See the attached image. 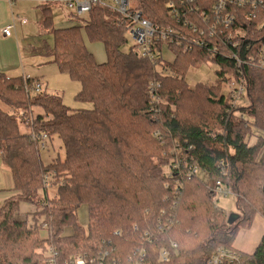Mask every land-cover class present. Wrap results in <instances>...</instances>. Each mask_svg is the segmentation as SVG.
Masks as SVG:
<instances>
[{
  "label": "trees",
  "instance_id": "1",
  "mask_svg": "<svg viewBox=\"0 0 264 264\" xmlns=\"http://www.w3.org/2000/svg\"><path fill=\"white\" fill-rule=\"evenodd\" d=\"M134 2L144 18L164 22L162 0ZM39 8L40 29L53 36V46L39 42L35 51L80 84L76 99L92 109L71 110L57 95L33 94L37 80L0 72V104L7 109L0 108V158L13 181L10 198L0 204V264H44L48 246L58 264L73 255L97 258L100 251L127 264L141 250L148 264H208L219 249L236 255L222 264H264V236L252 254L232 246L241 226L256 214L264 218V73L197 49L175 51L173 62L158 71L132 47L123 49L125 29L112 12L95 6L85 18L69 17L67 26L55 28L52 6ZM85 39L101 44L104 62L96 61ZM207 62L217 67L215 80L189 87L187 72ZM237 70L246 94L233 107L224 86ZM32 107L43 114L32 117ZM25 119L35 133L56 137L63 157L44 166L40 148L20 131ZM195 167L235 196L238 218L231 224L207 183L187 174ZM45 175L55 187L53 199L30 224L20 221V204L47 195ZM82 205L86 229L76 217ZM42 230L46 238L39 237ZM162 250L170 252L166 262Z\"/></svg>",
  "mask_w": 264,
  "mask_h": 264
},
{
  "label": "built area",
  "instance_id": "2",
  "mask_svg": "<svg viewBox=\"0 0 264 264\" xmlns=\"http://www.w3.org/2000/svg\"><path fill=\"white\" fill-rule=\"evenodd\" d=\"M4 1V0H0ZM9 5L18 0H5ZM36 2L40 6L50 5L63 8L68 17H86L90 11L99 6L115 14L120 24L124 26L125 34L132 41V48L143 60L151 62L160 69V64L173 62L175 51L191 53L194 50H202L212 58L225 59L233 62L237 68L241 66L252 67L264 73V0H162L164 10L162 14L164 22H152L143 17L142 8L135 5L134 0H26ZM246 12H241L245 10ZM27 25L24 18H16L0 29L2 38L10 37L16 25ZM248 24H253L249 29ZM259 34V35H258ZM257 41L259 49L257 55L251 53ZM244 51L245 55L242 57ZM234 79L229 77L224 86V93L233 107L244 98L246 89L245 82L240 74ZM31 92H42V86L35 82ZM244 120L242 115H239ZM24 124L28 128L29 137L40 149L45 148L48 137L44 133H35L31 119H25ZM246 125V123H245ZM180 162L175 161L172 169L178 170ZM198 168H193L187 173L190 176L198 175ZM171 176V175H170ZM199 176V175H198ZM43 190L47 195L42 196L34 207H45L50 201L52 189L50 177H43ZM207 188L213 193L212 202L215 204L219 198L225 197L231 191L224 188L219 181H208ZM233 194V193H232ZM216 205V204H215ZM117 234V233H116ZM175 249V244L171 245ZM47 257L44 264H58L57 252L47 248ZM169 250H162L159 258L166 262L169 258ZM107 252H98L97 258L83 255H73L63 264H117L113 259H107ZM236 255L228 250L219 249L209 259L208 264H222L232 262ZM106 260V262H105ZM127 264L145 263V252L141 250L134 259L128 257Z\"/></svg>",
  "mask_w": 264,
  "mask_h": 264
},
{
  "label": "rangeland",
  "instance_id": "3",
  "mask_svg": "<svg viewBox=\"0 0 264 264\" xmlns=\"http://www.w3.org/2000/svg\"><path fill=\"white\" fill-rule=\"evenodd\" d=\"M2 3H5L6 6L10 8L7 1L4 0ZM19 5L25 13V17L22 18L26 19L29 25L23 27L22 29L19 28V32L17 33V36H15L16 38H14V36L12 37L14 47L16 48L15 52L17 54V57L15 56V58L19 60L18 55L20 54H18L17 48L19 49L20 46L19 50L22 56L21 62L29 67L31 78H37V80H39V82L41 83L40 85L42 86V90L44 86L46 87V94L59 96L62 99L64 106L70 108L71 110H91L92 107L89 103L80 101L78 102L76 99V96L79 94L78 92L80 90L79 83H76L75 81L70 79L67 74L59 72L57 66L52 63L51 57L40 55L35 51H30L32 43L34 42H44L47 47L52 48L53 36H51L50 34H41L40 31V35L37 33L38 29L36 24L38 25L39 23H41L42 15L40 8L39 6H37L36 2L29 3L25 2L24 0H19L15 4L13 9L17 11L16 7H19ZM66 13L67 12L63 8L52 7L51 16L55 28H62V26H67V24H69L70 18ZM6 16L8 17V12L6 13ZM70 23L73 22L70 21ZM2 28L3 27H1L0 29ZM16 39L18 43L16 42ZM84 43L86 48L91 53H93L97 62L102 63L105 61V52L101 44L96 42L90 43L87 39L84 40ZM7 45H9V43L0 47V54L13 55L12 52H10V48H8L9 50L5 49ZM131 47L132 41L130 37H127V43L123 49L128 52L130 51ZM12 60L13 59L11 58V61ZM216 69L217 67L211 62H207L198 68L192 67L186 74V82L189 87L192 88L197 83H212L215 80L214 71ZM0 108L7 111V109H5L1 104ZM31 109L33 115L32 117H36V115L38 114H43L41 108L32 107ZM27 129L28 128L26 124L22 123V125H20L21 132H27ZM252 143L253 140L251 141V144ZM63 155L64 151H62L60 147V142L54 136L51 137V140L47 141L44 150L39 149L40 160L44 166L50 164L52 160L57 157H63ZM5 172L7 173L6 169L2 165V161L0 158V189L3 188V186H5L6 184V182L4 181V176L6 177ZM198 175L204 182H206V178L204 175H202L201 173H198ZM7 181L10 184L9 178ZM54 188L55 187L48 190L49 194H51L52 199L54 197L55 192ZM39 194L41 195L40 198L44 196L43 193ZM215 204L217 208L222 210V212L226 215L227 218L238 217V211L236 210L235 206V196L232 194V192L226 195L225 197L219 198ZM32 206L35 209V212L41 208L34 207V204L22 203L19 205V212L16 214V218L20 221H27V223L30 224L31 215L33 214L31 213V211L33 210ZM76 217L77 222L80 224V226L86 229L88 222L87 207H85V205L79 207ZM262 236H264V218L256 214L254 215V218L248 227L241 226L240 229L237 230V233L232 242V246L237 251L252 254ZM39 237L46 238V231L42 230L39 234Z\"/></svg>",
  "mask_w": 264,
  "mask_h": 264
},
{
  "label": "crops",
  "instance_id": "4",
  "mask_svg": "<svg viewBox=\"0 0 264 264\" xmlns=\"http://www.w3.org/2000/svg\"><path fill=\"white\" fill-rule=\"evenodd\" d=\"M19 1V0H18ZM17 1V2H18ZM25 2H29V3H32L31 1H26L24 0ZM3 1H0V28L1 27H5L6 25L10 24V22L16 18H19V17H25V13L23 12V10L21 9V6L19 5V7H16L17 11H15L13 8L15 6V3H13V5H9L10 8H8L6 6L5 3H2ZM38 6V5H37ZM8 12V17L6 16V13ZM67 14V13H66ZM26 20V19H25ZM28 23V22H27ZM40 24L39 23L38 25L36 24L37 26V33L40 35V32L41 34H45L46 35V32H43L41 29H40ZM29 25V23L27 24ZM27 25H24V26H21V25H16L14 30L12 31L10 37H5V38H2L0 36V47L4 46L5 44L9 43V45L6 46L5 49H8L10 48V52H12L13 55H9V54H0V72L3 73L4 75H7L9 77H25V78H30V79H33V80H37V78H31V73L29 72V67L26 66L25 64H23L21 62L22 60V56H21V52H20V46H19V49L17 48V52L19 56V60H17L15 58V56L17 57V54H16V48L14 47V42H13V36L14 38H16L15 36H17V33L19 32V28H23ZM40 31V32H39ZM16 42L18 43L17 39H16ZM39 42L37 43H32V46H31V50L32 52L35 51V46L38 45ZM9 50V49H8ZM36 52V51H35ZM38 53V52H36ZM40 54V53H38ZM42 55V54H40ZM11 58L13 59L11 61ZM28 68V69H27ZM37 82L39 84H41L39 82V80H37ZM42 92H47L46 91V87L44 86ZM27 132H28V129H27ZM48 140H51L50 139H47ZM46 141V143H47ZM45 143V144H46ZM45 149V148H44ZM43 149V150H44ZM3 165V164H2ZM4 167V166H3ZM5 168V167H4ZM6 169V168H5ZM7 173L5 172L6 174V177L4 176V181L6 182L5 186H3V188L0 189V204H2L6 199L10 198L11 196V189H12V186H13V181H11V176H10V172H8V170L6 169ZM8 178H9V181H10V184L8 183ZM1 179V178H0ZM1 181V180H0ZM1 187V186H0ZM32 211L31 213H35V209L33 208L32 206Z\"/></svg>",
  "mask_w": 264,
  "mask_h": 264
},
{
  "label": "water",
  "instance_id": "5",
  "mask_svg": "<svg viewBox=\"0 0 264 264\" xmlns=\"http://www.w3.org/2000/svg\"><path fill=\"white\" fill-rule=\"evenodd\" d=\"M238 217H229L228 223L231 224L234 220H236Z\"/></svg>",
  "mask_w": 264,
  "mask_h": 264
}]
</instances>
